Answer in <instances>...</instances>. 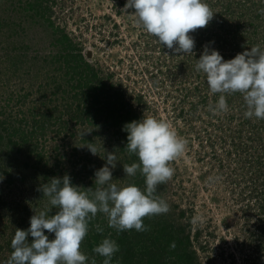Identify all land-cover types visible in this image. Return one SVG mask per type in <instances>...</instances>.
I'll return each mask as SVG.
<instances>
[{"label": "rangeland", "instance_id": "374dc122", "mask_svg": "<svg viewBox=\"0 0 264 264\" xmlns=\"http://www.w3.org/2000/svg\"><path fill=\"white\" fill-rule=\"evenodd\" d=\"M125 3L0 0V264L15 228L57 211L40 190L51 177L95 187L115 152V182L146 187L139 170L123 171L138 159L123 126L143 114L186 141L157 186L169 209L143 217L145 231H118L97 212L80 244L87 264H102L94 248L106 236L119 245L112 264H264V118L246 117L241 92L213 93L195 68L209 41L224 59L264 48V0H207L214 14L190 32L194 56L160 44ZM221 94L228 109L214 112Z\"/></svg>", "mask_w": 264, "mask_h": 264}, {"label": "clouds", "instance_id": "9594fccd", "mask_svg": "<svg viewBox=\"0 0 264 264\" xmlns=\"http://www.w3.org/2000/svg\"><path fill=\"white\" fill-rule=\"evenodd\" d=\"M124 7L134 9L137 23L160 44L175 53L193 56L195 39L190 32L206 26L214 14L207 0H126ZM212 43L202 47L195 59L196 70L204 73L213 93L241 92L246 117L264 118V48L256 44L224 59L217 49L209 47ZM227 109L226 97L221 94L212 111ZM123 129L127 132L126 147L138 158L123 165V171L126 176H135L139 170L146 187L115 182V152L106 153V163L95 170V187L75 185L68 174L51 177L40 190L57 211L53 215L48 214L51 209L34 213L27 229L15 228L13 250L6 264H87L88 257L80 250V244L97 212L104 214L108 225L118 231H145L148 226L143 217L168 211L169 205L156 195L157 186L173 174L168 162L184 150L186 141L166 120L152 115L143 114L142 118L127 122ZM87 148L97 154L94 144L89 143ZM45 230L54 238L49 239ZM96 231L104 229L97 225ZM29 235L31 242L26 239ZM118 250L119 245L110 236L94 248L103 257L102 264H112ZM91 264H96L95 257Z\"/></svg>", "mask_w": 264, "mask_h": 264}, {"label": "trees", "instance_id": "16d2710c", "mask_svg": "<svg viewBox=\"0 0 264 264\" xmlns=\"http://www.w3.org/2000/svg\"><path fill=\"white\" fill-rule=\"evenodd\" d=\"M117 261V259L114 260V262Z\"/></svg>", "mask_w": 264, "mask_h": 264}]
</instances>
